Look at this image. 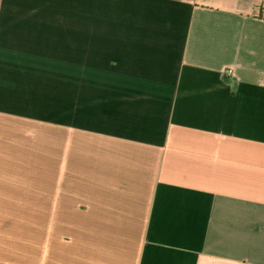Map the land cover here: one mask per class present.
Listing matches in <instances>:
<instances>
[{
	"label": "crops",
	"instance_id": "1",
	"mask_svg": "<svg viewBox=\"0 0 264 264\" xmlns=\"http://www.w3.org/2000/svg\"><path fill=\"white\" fill-rule=\"evenodd\" d=\"M0 264H264V0H0Z\"/></svg>",
	"mask_w": 264,
	"mask_h": 264
},
{
	"label": "built area",
	"instance_id": "2",
	"mask_svg": "<svg viewBox=\"0 0 264 264\" xmlns=\"http://www.w3.org/2000/svg\"><path fill=\"white\" fill-rule=\"evenodd\" d=\"M228 72H230V70Z\"/></svg>",
	"mask_w": 264,
	"mask_h": 264
}]
</instances>
